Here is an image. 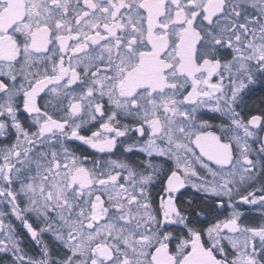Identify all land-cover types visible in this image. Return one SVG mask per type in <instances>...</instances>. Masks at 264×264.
<instances>
[{"label": "snow or ice", "instance_id": "snow-or-ice-1", "mask_svg": "<svg viewBox=\"0 0 264 264\" xmlns=\"http://www.w3.org/2000/svg\"><path fill=\"white\" fill-rule=\"evenodd\" d=\"M0 264H264V0H0Z\"/></svg>", "mask_w": 264, "mask_h": 264}]
</instances>
